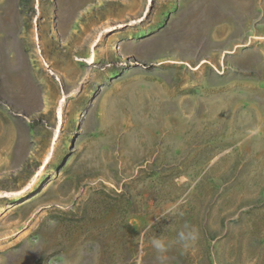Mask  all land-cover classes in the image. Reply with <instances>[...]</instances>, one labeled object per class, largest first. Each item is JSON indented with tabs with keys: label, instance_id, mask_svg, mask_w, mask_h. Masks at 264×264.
Listing matches in <instances>:
<instances>
[{
	"label": "rangeland",
	"instance_id": "rangeland-1",
	"mask_svg": "<svg viewBox=\"0 0 264 264\" xmlns=\"http://www.w3.org/2000/svg\"><path fill=\"white\" fill-rule=\"evenodd\" d=\"M0 194V264H264V0H0Z\"/></svg>",
	"mask_w": 264,
	"mask_h": 264
},
{
	"label": "clouds",
	"instance_id": "clouds-1",
	"mask_svg": "<svg viewBox=\"0 0 264 264\" xmlns=\"http://www.w3.org/2000/svg\"><path fill=\"white\" fill-rule=\"evenodd\" d=\"M260 128L257 127L253 130V134H258L260 132ZM173 209H168L161 217L170 215ZM160 217V218H161ZM151 225H149V228ZM148 229H145L147 232ZM199 240V230L196 227H188L183 231H180L177 235L176 243L180 244L185 249L194 246ZM151 246L158 252V253H165L168 250L169 242L166 241L161 236H153L150 240Z\"/></svg>",
	"mask_w": 264,
	"mask_h": 264
},
{
	"label": "bare ground",
	"instance_id": "bare-ground-1",
	"mask_svg": "<svg viewBox=\"0 0 264 264\" xmlns=\"http://www.w3.org/2000/svg\"><path fill=\"white\" fill-rule=\"evenodd\" d=\"M149 1V0H148ZM148 13V7L146 8V10L144 11V14H143V16L138 20V22H141V21H143V19H144V17H145V15ZM136 22H131L130 23V25H134ZM64 20H61V26H60V28H62V30L64 29ZM105 31H107V30H104L103 32H105ZM101 35V34H100ZM100 35H98V37L96 38V40H95V42L93 43V45H92V48L95 46V44H96V42H100L99 41V37H100ZM249 45H251V43H247L245 46H236L235 47V49L234 50H232V51H230V52H225V53H228V54H230V55H233L234 53H235V51H236V49H238V48H243V47H248ZM84 46V45H83ZM94 59H95V52L94 51H91V55L88 57V58H86V59H82V58H78V57H76L75 58V61L76 62H78V63H84V64H86V65H88V66H90V65H92V64H94ZM18 62V61H17ZM206 62L205 61H201L200 63H199V65L195 68V70H198L203 64H205ZM18 64V63H17ZM8 66V65H7ZM44 67L45 68H49L48 66H47V64H45L44 63ZM50 75H52L53 77H56V80L57 81H59L60 80V75L57 73V72H55V71H53V70H51L50 72ZM10 76V75H9ZM9 79V78H8ZM22 80L25 82L26 80H25V77H22ZM7 83V82H6ZM9 84V83H8ZM25 84H26V82H25ZM7 86V85H6ZM9 86V85H8ZM66 99V97L64 96L63 98H62V100H61V105H62V103H64V100ZM63 114H62V106H60L58 109H57V111H56V119H57V129H56V131H54V134H53V144L52 145H54V142L57 140V136H58V128L60 127V125L62 124V120H63V116H62ZM49 158H50V155L48 154V157L46 158V160H45V162L47 163L48 161H49ZM1 197H5V195H2V194H0V198Z\"/></svg>",
	"mask_w": 264,
	"mask_h": 264
},
{
	"label": "crops",
	"instance_id": "crops-1",
	"mask_svg": "<svg viewBox=\"0 0 264 264\" xmlns=\"http://www.w3.org/2000/svg\"><path fill=\"white\" fill-rule=\"evenodd\" d=\"M141 23V22H140Z\"/></svg>",
	"mask_w": 264,
	"mask_h": 264
}]
</instances>
